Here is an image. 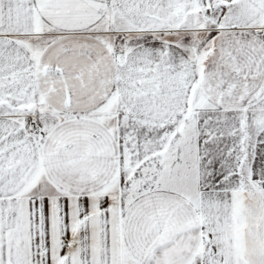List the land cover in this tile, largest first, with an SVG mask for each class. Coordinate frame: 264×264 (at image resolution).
I'll list each match as a JSON object with an SVG mask.
<instances>
[{"label":"snow or ice","instance_id":"6c2138e0","mask_svg":"<svg viewBox=\"0 0 264 264\" xmlns=\"http://www.w3.org/2000/svg\"><path fill=\"white\" fill-rule=\"evenodd\" d=\"M0 264H264V0H0Z\"/></svg>","mask_w":264,"mask_h":264}]
</instances>
